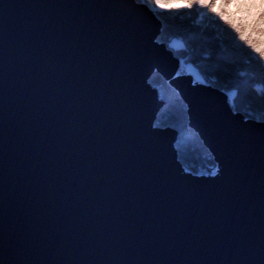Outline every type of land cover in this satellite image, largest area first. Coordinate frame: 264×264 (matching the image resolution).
<instances>
[{
    "label": "snow or ice",
    "instance_id": "snow-or-ice-1",
    "mask_svg": "<svg viewBox=\"0 0 264 264\" xmlns=\"http://www.w3.org/2000/svg\"><path fill=\"white\" fill-rule=\"evenodd\" d=\"M36 8L55 10L56 16L64 9L78 14L79 20L66 16L63 22L51 26L55 35L45 36L38 28L39 37L20 43L23 64L16 74L18 83L14 96L19 98V111L27 116L21 124L20 145L22 147L24 140L30 139L34 146H43V152L37 148L33 153L40 156V175L34 178L37 183L45 182L46 192L54 193L57 184L66 191L60 205V213L65 218L63 227H55L56 209L45 202L47 208L42 210L39 198H34L38 214L29 217L33 237L37 227L45 226V221L53 229L57 245L66 240L79 241L82 235L88 236L91 245L98 234L112 233L107 236V242L119 253L116 259L60 260L55 264H142L140 256L152 249L154 243L162 246L165 252L178 247L191 250L202 246L215 252L217 247H223L234 257L233 264H249L247 258L254 250L250 229L244 222L251 203L249 189L256 174L255 165L258 164V171L264 170V0H83L74 9L56 0H39L28 8L7 9L22 19ZM157 10L171 14L196 11L198 24L207 19L218 28L223 25L229 33L230 43L222 40L219 44L201 33L200 39L205 45L203 67L214 70L211 83L199 68L191 71V64L189 75L194 88L202 85L205 89L212 88L223 76H231L227 84L215 89L225 98L227 117L209 110L207 118L218 142L231 155V170L213 155L214 149L208 151L212 148L209 144L205 151L212 163L203 171H194L184 164L182 132L175 136L172 144L175 158L187 174L182 179L195 176L202 178L196 183L223 185L210 200L195 203L196 223L201 217L207 220L204 215L207 211L212 217L211 223L220 225L211 231L207 227H191L187 234L164 232L158 231L154 223L143 232L135 230L133 217L140 215L142 193L149 186L158 184L164 193L161 207L166 205L169 214L173 210L180 212L185 221L192 215L194 204L190 190H172L174 177L164 174L157 158L145 149L143 134L123 102L129 95V85L124 82L125 70L150 55L143 42L142 16L147 13L157 17ZM98 17H102V22ZM40 24L46 27L48 22L42 18ZM194 39L193 35L181 34L170 38L166 46L159 39L154 40L153 45L164 48L176 64L183 67L186 63L183 54L191 56L196 51ZM178 50L180 56L176 55ZM109 57L118 58L119 76H113L109 70ZM239 57H243L248 66L246 71L238 70ZM180 75V71L175 73L177 77ZM241 92L248 97L244 112H240L235 103ZM41 103L47 113L37 112ZM181 104L182 121H187L189 115L195 113L194 106L191 102L181 101ZM56 105L68 107L57 111ZM167 111L165 104L155 112L150 129L145 130L148 135H155L152 130L176 127L168 122ZM46 115L51 116L54 126L45 127ZM37 119L41 120L38 136L28 122L34 123ZM187 127L186 123L182 124V128ZM193 134L200 139L198 131ZM72 138L78 141L75 145ZM200 143L203 146L206 141L200 140ZM53 157L58 158L55 167L51 163ZM105 164L109 165L107 170ZM32 170L35 172L33 165ZM259 179L264 182V178ZM16 186L14 182V188ZM100 187L105 193L103 196ZM77 203L87 212L82 214L76 209ZM50 208L51 212L46 215ZM260 245H264V226L261 227ZM12 247L15 253L0 259V264H45L19 258L32 251L26 235L13 236ZM133 247L137 249L135 260L120 258ZM81 251L87 254L88 248L82 247ZM259 264H264V260Z\"/></svg>",
    "mask_w": 264,
    "mask_h": 264
},
{
    "label": "water",
    "instance_id": "water-1",
    "mask_svg": "<svg viewBox=\"0 0 264 264\" xmlns=\"http://www.w3.org/2000/svg\"><path fill=\"white\" fill-rule=\"evenodd\" d=\"M39 0H0V259L6 255L10 256L15 253L12 247V239L15 235H26L32 248L31 254L20 255V259H29L35 261H44L45 264H55V261H89L98 262L101 260L116 259L119 253L114 252L107 242V236L112 233H100L97 235L94 243L89 245L87 235H82L79 241L68 242L57 245L54 240V231L44 222V227H37L35 237H33L32 228L29 223V217L35 216L38 212L35 210L36 197L42 203L41 208H47L51 204L56 209L55 227H63L65 218L60 213V205L63 203V196L66 191L61 190L59 184L56 186L54 193L46 192V184L43 180L37 183L34 177H39L40 156L33 153L40 149L43 152V146H34L30 139H25L23 146L20 145L21 124L27 120V116L22 114L19 109L21 104L19 98L14 96L17 87L16 74L21 70L23 58L20 55V43L22 40L31 42L33 38L39 37L38 28L42 29L45 36L55 35L51 32V26L61 23L66 16H71L79 20V15H73L72 12L61 9V15L56 16L55 10L32 9L25 18L14 16L12 11L7 8H28L38 3ZM56 2L67 5L74 9L78 2L83 0H56ZM48 22L47 26L40 24V20ZM102 22V17H98ZM30 24V27H28ZM160 30V20L144 13L142 16V33L143 42L149 49L150 55L139 61L136 66L125 70V83L129 85V95L123 102L134 116L133 123L143 134L141 139L144 147L154 158H157L164 174L174 177L173 191L177 189H188L193 194L194 202L192 215L188 220H183L180 212L173 210L169 214V209L165 205L161 207L164 200V193L159 189V185L149 186L142 193V203L139 206L140 215L134 216L136 220L135 230L143 232L145 227H151L154 223L158 231L180 232L187 234L191 227L204 228L209 231L213 227L219 228L220 225L211 223V215L205 211L203 217L196 223L195 203L210 200L216 193L218 187L223 185H213L211 183H196L202 180L200 177H191L184 180L181 177L187 175L183 173L182 166L175 158V149L172 148L177 129L168 127L158 130H152L155 135H148L145 130L150 129L151 120L154 119L155 112L163 105L164 100L159 96L158 90L149 82L153 72L159 73L167 80L179 93L184 103L191 102L194 106V115H189L187 124L195 132H199L200 140H205L204 146L212 148L208 151L215 150L213 155L218 160L225 163L231 170V155L221 145L215 134L211 131L207 118L209 110L214 111L221 117H227L226 101L222 93L215 91L216 87L205 89L202 85L191 84L189 73L175 76L179 65L170 57L164 48L153 45L157 39ZM23 33V36H21ZM165 45V43L163 42ZM166 46V45H165ZM108 67L113 76L120 75V65L118 58L109 57ZM52 93L55 89L51 90ZM41 96L40 100L43 101ZM68 105H56L57 111L65 110ZM45 111L43 103L37 108V112ZM97 111H100L97 109ZM32 124L35 135H40L41 120L37 119ZM45 127L49 124L54 126L51 116L46 115ZM78 141L72 138L75 145ZM57 157H53L52 166L55 167ZM23 164V167L21 165ZM47 166L48 162L45 161ZM35 169V172L32 170ZM109 165L105 164L107 170ZM252 185L249 189L251 203L246 210L245 224L250 229V237L254 244V250L248 256L249 264H259L264 260V245H260L261 227L264 226V182L259 177L264 178V170L258 171V164L255 165ZM19 172L20 175H17ZM231 174V173H229ZM212 179V178H203ZM14 182L17 185L14 188ZM147 183V181H145ZM23 193V195H22ZM101 195H105L103 188L100 187ZM168 199L171 200L169 194ZM46 202V203H45ZM183 204V202H181ZM174 207V206H173ZM52 208L46 211L48 215ZM75 208L81 210L82 214L87 209H81L77 203ZM94 211V209H93ZM54 214V212L52 213ZM226 227V224H225ZM82 247H87V254L81 251ZM107 249V250H106ZM137 249L131 248L122 259L135 260ZM233 256L227 248L217 247L213 252L207 246L200 249H182L176 248L163 250L162 246L154 243L152 249L145 251L140 256L142 264H233Z\"/></svg>",
    "mask_w": 264,
    "mask_h": 264
},
{
    "label": "trees",
    "instance_id": "trees-1",
    "mask_svg": "<svg viewBox=\"0 0 264 264\" xmlns=\"http://www.w3.org/2000/svg\"><path fill=\"white\" fill-rule=\"evenodd\" d=\"M157 17L160 20V30L157 39L164 42L165 45L170 42V38L176 35H193L195 37L192 43L196 51L191 54V56L187 53L183 54V58L186 60L185 65L191 64L194 71L199 68L201 74L206 75L209 79V83H211L214 70L203 67L205 64L203 58V49L205 45L202 43L200 37L203 32L204 35L215 41L217 44H219L222 40L226 43H230L229 33L224 29V26L219 25L218 28L217 25L209 24L207 19L198 24V12L196 11H193L192 13L184 12L179 14L158 12ZM176 55L180 56L181 52L178 50ZM185 65L183 67H185ZM238 65L239 71H246L248 68V66L244 63L243 57L238 58ZM230 79V75H225L213 87H221L227 84ZM149 82L157 88L159 96L164 100L161 107L165 104L168 105V122L170 124H174L176 129H180V132L177 131V135L181 132L183 133L182 151L184 153V164L191 167L194 171H203L207 169L212 161L209 160L207 156V152L205 151L206 147L201 145L200 139L196 138L193 134L196 132L191 127L188 126L187 128H182V124H187V121H182L181 101H183V99L181 96H176L178 91L157 72L152 73L149 78ZM227 90L230 89H226V91ZM235 103L240 112H244L247 110L248 97L241 92L237 95Z\"/></svg>",
    "mask_w": 264,
    "mask_h": 264
},
{
    "label": "rangeland",
    "instance_id": "rangeland-1",
    "mask_svg": "<svg viewBox=\"0 0 264 264\" xmlns=\"http://www.w3.org/2000/svg\"><path fill=\"white\" fill-rule=\"evenodd\" d=\"M157 12H160V11L157 10ZM161 13H164V12H161ZM198 19H199V15H198V17H197V20H198ZM178 71H180L181 74L189 73V72H190L189 65L186 64L185 67H180V66H179ZM191 71H194V69L192 68Z\"/></svg>",
    "mask_w": 264,
    "mask_h": 264
}]
</instances>
